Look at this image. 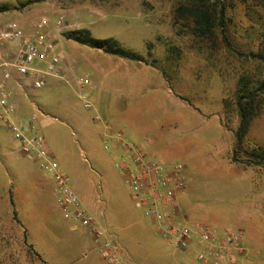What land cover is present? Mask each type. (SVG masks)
Listing matches in <instances>:
<instances>
[{"label":"rangeland","instance_id":"374dc122","mask_svg":"<svg viewBox=\"0 0 264 264\" xmlns=\"http://www.w3.org/2000/svg\"><path fill=\"white\" fill-rule=\"evenodd\" d=\"M0 5L9 6L0 13V25L16 21L28 32L46 18L43 30L52 33L61 16L63 25L87 29L96 39L111 37L143 60L139 64L67 40L63 34L74 29L63 27L53 32L58 33L53 41L62 60L78 67L70 81L49 77L34 88L21 78V85H8L16 109L8 114L0 109V264H109L100 258L98 242L74 228V218H64L49 174L19 150L10 122L44 137L89 211L112 219L113 238L133 264H148L154 245L160 247L152 245L162 241L122 172L129 161L111 158L110 143L100 136L105 124L129 132L136 120L103 117L95 108L97 92L155 102L153 112L136 117L156 131L146 154L184 166L190 201L207 211L202 222L242 230L248 256L238 264H264V210L241 223L227 211L249 202L253 185L236 168H226L228 136L218 127L221 119L235 135L238 91L247 94L264 79V0H0ZM139 65L147 66L144 74ZM84 78L89 83L79 82ZM85 100L90 107H84ZM250 101L258 114L234 143L240 161L264 149V92ZM181 126L189 139L174 132ZM193 139L202 140V152ZM141 234L150 243L142 242Z\"/></svg>","mask_w":264,"mask_h":264},{"label":"built area","instance_id":"2783aa9c","mask_svg":"<svg viewBox=\"0 0 264 264\" xmlns=\"http://www.w3.org/2000/svg\"><path fill=\"white\" fill-rule=\"evenodd\" d=\"M48 24L42 18L33 25L31 31H25L16 21H8L0 25V109L6 114L14 112L16 105L10 100L11 91L8 85L14 83L21 85V78L30 79L34 88L43 86L47 78H60L62 58L55 49L54 37L61 28L77 29V25H63V17L55 21V31L49 33L43 28ZM81 84L89 81L84 78ZM82 99L83 96L81 97ZM84 107H90L84 101ZM12 139L18 143L19 150L28 157H34L41 168L46 171L53 181V192L64 218H74L80 227L89 228L98 242V250L103 259L115 264H122L120 247L115 241H99L100 232L95 227L93 217L81 208L79 199L70 186L69 177L58 168L52 158L44 137L28 133L29 127L23 123H8ZM133 166L122 164L131 193L134 197L145 199L152 197L158 199L163 205H168L174 211L176 208V193L183 188L181 165L169 168L155 162L145 161L143 154L133 148ZM146 215L156 220H164L161 235L177 248L186 247L194 236L204 241H212L216 235L209 228L197 223L180 224L172 220L169 214L161 213L154 207L145 211ZM238 237L226 233L222 244L210 254L218 255L225 245L237 242ZM237 250H241L237 247Z\"/></svg>","mask_w":264,"mask_h":264},{"label":"crops","instance_id":"0c3cea01","mask_svg":"<svg viewBox=\"0 0 264 264\" xmlns=\"http://www.w3.org/2000/svg\"><path fill=\"white\" fill-rule=\"evenodd\" d=\"M139 63V62H138ZM140 64V63H139ZM141 67V72L144 74L145 67L139 65ZM78 67L70 65L68 61L63 60L62 62V69H61V77L55 78V81H64L68 83L70 79L75 75L76 70ZM146 76V74H145ZM53 78V77H52ZM148 79V78H147ZM48 80V79H47ZM124 83V82H123ZM128 82H126V85ZM93 99L96 104V111L102 114L103 117H114L120 118L122 115H127V117L135 118V122L133 123L134 128L129 130H113L108 125H104L103 131L100 133V136L104 140H108L110 143V152L109 156L113 159H119L121 161L126 160L129 163H124L129 167L133 166V155L134 150L133 148H137L144 156L145 161L155 162L163 165L166 168H169L173 165H181L179 163H169L166 164L161 160L154 158L153 156L147 155L146 152L148 151V147L151 146L154 141L157 139L155 129H148L143 127L142 121L138 120V117H141L140 114H149V112H153L155 110V102L151 101L150 103L140 104L137 101H134V97L132 96L130 101L127 99L126 95L124 94H116L110 96L109 94L97 92L93 93ZM137 117V118H136ZM142 123V124H141ZM128 124V123H127ZM176 125V124H175ZM218 127L220 128L222 134L228 136L227 143L224 145L226 155L224 163L226 168H236L239 172H241L246 179H248L253 185L252 188V199L249 202H244L239 204L238 206L234 205L227 209L228 212L237 215V222L241 223L246 218L256 217L255 214H259L261 210H264V165H253V164H243L239 161H234L232 159L233 153V146H234V132H229L222 124L221 119H218ZM185 127L181 126L180 128L175 127L174 132H179L182 135L180 137H186L188 135L185 133ZM183 131V132H182ZM132 132V133H131ZM172 132V131H171ZM232 136V138H231ZM187 139L189 137L187 136ZM197 145V150L202 152L201 146H203L202 140H195L193 139ZM107 148V147H106ZM58 165V164H57ZM181 169V176L183 179L184 186L182 189L177 191L175 199H176V208L173 211L171 207L168 205H163L158 199L152 197H145V199L138 198V201L143 206V214L147 218H149L154 226L155 231L158 234V237L162 241V243H151L152 245L158 244L160 247H155L153 253L151 254L152 257H148V264H169L171 260L173 264L176 263V260L179 261L181 264H196V262L200 264H238V261H241L242 258H246L248 256V248L246 243L243 242V234L242 230H238L237 232H232L230 230H220L216 227H213L209 224H206L202 221L205 220L207 216L206 209L199 207L196 204H193L190 201L189 194L186 190V182H185V175H184V166ZM58 168L63 171L60 166ZM122 168V167H121ZM122 172L124 173L123 169ZM65 173V172H64ZM125 174V173H124ZM50 177V176H49ZM52 184L53 181L50 178ZM70 180V178H69ZM72 190L77 195L75 190L73 189L72 184H70ZM79 203L82 209L89 215H91L95 221V227L100 232L99 241L105 240H112L115 241L113 238V232L111 230V218L106 219H99L95 216L92 212L89 211L87 203L82 201L79 196ZM135 198V197H134ZM149 207L156 208L159 212L169 214L172 220L176 223L180 224H189V223H197L201 226L207 227L210 229L212 233L216 235V238L212 241H204L199 236H194L189 244L184 248H177L173 246L169 240L165 239L161 235V229L165 225L164 220H156L152 216L146 215L145 211ZM100 214L105 217V215L100 211ZM121 215L123 218L128 216L125 212ZM219 214V213H215ZM102 216V217H103ZM73 227H78L84 230V235L87 236L92 242L97 244L95 240V236L90 232L89 228L80 227L78 222L76 221L73 224ZM226 233H230L238 237L237 242H231L225 245V248L219 252L218 255L210 254V251H215L217 247L222 244ZM142 235V234H141ZM140 240H146L148 243V239L144 238V236H139ZM139 240V241H140ZM87 243L85 241L84 244V251H88V247L86 246ZM120 247V246H119ZM237 247H240L241 250H237ZM99 253V250H98ZM122 264H133L131 258L125 256V252L120 248ZM99 256L102 260L103 257L99 253ZM163 258H167L165 261ZM151 259H156L155 263ZM164 260V261H163ZM170 261V262H171ZM109 264H115L111 261L106 260ZM171 263V264H172Z\"/></svg>","mask_w":264,"mask_h":264},{"label":"trees","instance_id":"16d2710c","mask_svg":"<svg viewBox=\"0 0 264 264\" xmlns=\"http://www.w3.org/2000/svg\"><path fill=\"white\" fill-rule=\"evenodd\" d=\"M8 10L9 6L0 5V13L7 12ZM63 35L67 40H72L92 49L101 50L113 56L137 62L143 61L141 57L121 46L117 40L111 37L103 39L93 38L87 29H75L64 33ZM262 92H264V79L253 87L247 94L244 90L241 91V93L238 91L236 106L239 113V123L235 131V144L240 143L242 138L245 137L248 132L250 122L258 114V110H252L250 101L252 96ZM235 152L236 147L233 149L232 153V159L234 161H239L243 164L264 165V149H258L253 152L250 157L247 158V161H240L235 155Z\"/></svg>","mask_w":264,"mask_h":264}]
</instances>
